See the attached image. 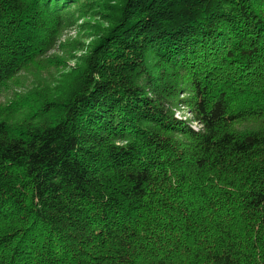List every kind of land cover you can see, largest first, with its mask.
Wrapping results in <instances>:
<instances>
[{
	"label": "trees",
	"instance_id": "16d2710c",
	"mask_svg": "<svg viewBox=\"0 0 264 264\" xmlns=\"http://www.w3.org/2000/svg\"><path fill=\"white\" fill-rule=\"evenodd\" d=\"M87 12L81 90L0 119V264H264V0H0V84Z\"/></svg>",
	"mask_w": 264,
	"mask_h": 264
},
{
	"label": "rangeland",
	"instance_id": "374dc122",
	"mask_svg": "<svg viewBox=\"0 0 264 264\" xmlns=\"http://www.w3.org/2000/svg\"><path fill=\"white\" fill-rule=\"evenodd\" d=\"M75 17L74 23L63 31L50 51L32 61L10 81L0 84V119L15 127L25 122L35 124L37 116L31 110L33 103L22 102L25 95L37 91L62 105L73 92L81 90L79 74L84 67L86 53H89V45L98 41L97 33L104 32L107 23L94 12L76 13ZM175 114L177 118L190 121L194 128H199L183 107L176 109Z\"/></svg>",
	"mask_w": 264,
	"mask_h": 264
}]
</instances>
